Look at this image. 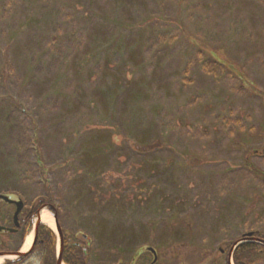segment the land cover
Wrapping results in <instances>:
<instances>
[{"label": "rangeland", "instance_id": "rangeland-1", "mask_svg": "<svg viewBox=\"0 0 264 264\" xmlns=\"http://www.w3.org/2000/svg\"><path fill=\"white\" fill-rule=\"evenodd\" d=\"M0 195L51 200L84 264L264 237V0H0Z\"/></svg>", "mask_w": 264, "mask_h": 264}, {"label": "trees", "instance_id": "trees-1", "mask_svg": "<svg viewBox=\"0 0 264 264\" xmlns=\"http://www.w3.org/2000/svg\"><path fill=\"white\" fill-rule=\"evenodd\" d=\"M43 207H49V210L58 217V212L55 209V204L52 203L51 200L46 198L38 202H35L34 205H32V209L25 216L22 217L20 228L16 229V227L14 226L13 219L10 220L9 228L16 230L15 233L13 234L3 233L0 235V240H3V238H8V240L11 241V245L12 246L13 244L15 245L13 250L12 249L9 250L8 248L6 249L7 250L6 252L20 251L24 243L25 237L27 236V232L28 230L30 231L32 227L33 218L36 216L38 211ZM83 239H86V237L83 236ZM262 239H264V237H262ZM63 244H64V248H63L62 259L66 264H84V262H86V259H80L81 250L77 242H73L69 238L64 237ZM249 249H251V246L249 244H244L241 247H239L236 253L234 254V263L248 264L244 260V255L247 252H249ZM36 250H41L42 252L41 255L43 262H41V264H57L56 238L54 234L51 232V230L45 226H40L39 228L38 241L34 251ZM83 256L85 258V255ZM25 260L26 259L20 260L18 262H8L7 264H22L24 263L23 261ZM224 264H229V262L226 261Z\"/></svg>", "mask_w": 264, "mask_h": 264}, {"label": "water", "instance_id": "water-1", "mask_svg": "<svg viewBox=\"0 0 264 264\" xmlns=\"http://www.w3.org/2000/svg\"><path fill=\"white\" fill-rule=\"evenodd\" d=\"M0 200L6 202L7 204H11V205L13 204V205L16 206L17 209H16V212L14 214V222H15V225L17 227H19V216H20L21 211L23 210L24 203L22 201H19V202L11 201L9 198H7L5 196H0ZM39 223H40V218H39ZM39 223L37 224L36 230H35V241L37 239V230H38V227H39ZM6 231L12 232V230H7L6 228L0 226V233L6 232ZM251 236H252V234H249L248 235V237H251ZM27 255L28 254H24L22 252L11 253V254H5L4 253V254H0V257H5V258L15 257L16 259H22V258H25ZM58 264H62L61 258H59Z\"/></svg>", "mask_w": 264, "mask_h": 264}, {"label": "bare ground", "instance_id": "bare-ground-1", "mask_svg": "<svg viewBox=\"0 0 264 264\" xmlns=\"http://www.w3.org/2000/svg\"><path fill=\"white\" fill-rule=\"evenodd\" d=\"M41 220H42L43 222H46L50 227H52V229H55L54 218L52 217L51 214H42ZM33 240H34V235L31 234V235L27 238V240H26V242H25V246H24L23 251H22L23 253H27V252L30 250V248H31V246H32V244H33ZM11 258H12V259H9V260H14V257H11ZM7 260H8V259L5 258V257H0V264H5V262H6Z\"/></svg>", "mask_w": 264, "mask_h": 264}]
</instances>
